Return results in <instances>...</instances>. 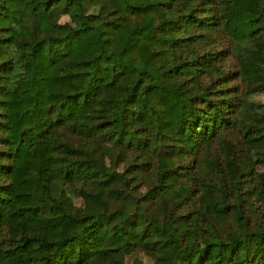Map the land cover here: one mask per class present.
<instances>
[{"label":"trees","instance_id":"1","mask_svg":"<svg viewBox=\"0 0 264 264\" xmlns=\"http://www.w3.org/2000/svg\"><path fill=\"white\" fill-rule=\"evenodd\" d=\"M259 94L264 0H0V264H264Z\"/></svg>","mask_w":264,"mask_h":264},{"label":"rangeland","instance_id":"2","mask_svg":"<svg viewBox=\"0 0 264 264\" xmlns=\"http://www.w3.org/2000/svg\"><path fill=\"white\" fill-rule=\"evenodd\" d=\"M255 98L264 101V94L256 95ZM76 202H77V203H80V200L76 199ZM146 261H147L148 263H150L149 260H148L147 258H146Z\"/></svg>","mask_w":264,"mask_h":264}]
</instances>
